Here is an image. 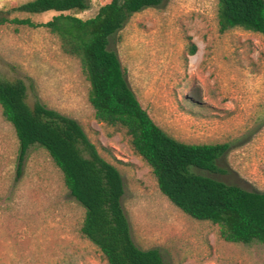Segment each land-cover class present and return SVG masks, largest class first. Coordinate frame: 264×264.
I'll list each match as a JSON object with an SVG mask.
<instances>
[{"label": "rangeland", "instance_id": "374dc122", "mask_svg": "<svg viewBox=\"0 0 264 264\" xmlns=\"http://www.w3.org/2000/svg\"><path fill=\"white\" fill-rule=\"evenodd\" d=\"M28 0H0V8ZM109 0H90L86 19ZM217 0H161L130 16L111 38L141 106L163 130L187 143H228L217 180L264 192V35L220 33ZM54 10L13 12L35 26L0 25V76L20 79L27 102L76 120L98 154L121 174V204L133 242L158 249L162 264H264L259 243L226 242L218 226L194 219L159 190L150 167L122 132L99 122L79 60L42 26ZM194 52H191V49ZM18 141L0 106V264H108L80 226L83 206L48 152L28 148L18 170Z\"/></svg>", "mask_w": 264, "mask_h": 264}, {"label": "trees", "instance_id": "16d2710c", "mask_svg": "<svg viewBox=\"0 0 264 264\" xmlns=\"http://www.w3.org/2000/svg\"><path fill=\"white\" fill-rule=\"evenodd\" d=\"M160 3L109 0L83 19L76 14L87 10L90 0H28L0 8V25L16 21L35 26L28 18L10 15L56 11L42 26L58 37L65 54L79 60L95 118L126 136L133 152L150 167L161 193L188 216L217 225L222 240L264 247V192L202 173L219 171L217 161L228 143H187L169 135L141 106L117 53L109 48L110 38L132 14ZM216 18L220 33L239 27L264 35V0H217ZM26 92L22 80L0 76L1 113L18 141V170L29 147L44 148L69 194L84 208L81 234L108 264H162L158 249H141L132 240L118 169L98 154L76 120L39 101L29 104Z\"/></svg>", "mask_w": 264, "mask_h": 264}]
</instances>
